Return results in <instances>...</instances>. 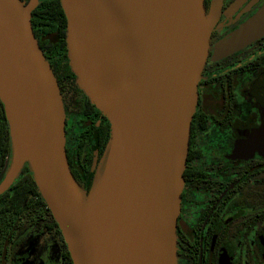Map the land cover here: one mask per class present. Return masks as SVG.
Instances as JSON below:
<instances>
[{
	"label": "water",
	"instance_id": "95a60500",
	"mask_svg": "<svg viewBox=\"0 0 264 264\" xmlns=\"http://www.w3.org/2000/svg\"><path fill=\"white\" fill-rule=\"evenodd\" d=\"M60 1L77 82L110 120L105 161L83 189L67 157L59 83L32 24L40 0H0V78L24 141L19 147L0 97L13 148L0 194L28 161L74 264H176L191 122L216 8L208 15L204 0ZM171 33L174 58L165 43ZM263 35L264 7L223 39L214 57Z\"/></svg>",
	"mask_w": 264,
	"mask_h": 264
},
{
	"label": "flooded vegetation",
	"instance_id": "af4514ba",
	"mask_svg": "<svg viewBox=\"0 0 264 264\" xmlns=\"http://www.w3.org/2000/svg\"><path fill=\"white\" fill-rule=\"evenodd\" d=\"M204 4L208 15L216 8L217 19L191 122L176 264H264V35L214 57L264 0ZM40 46L62 94L70 168L89 190L105 161L110 120L71 77L63 56ZM6 192L0 194V264H74L45 199L32 208L31 195L10 201L15 194Z\"/></svg>",
	"mask_w": 264,
	"mask_h": 264
},
{
	"label": "trees",
	"instance_id": "16d2710c",
	"mask_svg": "<svg viewBox=\"0 0 264 264\" xmlns=\"http://www.w3.org/2000/svg\"><path fill=\"white\" fill-rule=\"evenodd\" d=\"M23 1L27 2L28 0ZM32 24L37 38L39 39L40 36L42 37V40L39 41L40 44L50 49L52 54L55 55V53H58V55H62L67 63V68L71 73V77L77 81V75L72 68V63L68 54V47L66 44L67 18L61 1L40 0L39 5L33 11ZM110 138L111 133L109 132L108 139L110 140ZM12 151L10 125L4 103L0 99V182L4 178V173L12 155ZM11 192L14 193L15 196H13L10 201H21L22 198H19V195L27 194L29 196L31 195L30 200L32 208L36 205L39 206L41 201L45 203L33 171L28 163L24 165L18 178L7 189L6 194Z\"/></svg>",
	"mask_w": 264,
	"mask_h": 264
},
{
	"label": "bare ground",
	"instance_id": "6f19581e",
	"mask_svg": "<svg viewBox=\"0 0 264 264\" xmlns=\"http://www.w3.org/2000/svg\"><path fill=\"white\" fill-rule=\"evenodd\" d=\"M175 42V36L171 33L166 39H165V43L166 45L170 48V51L172 52V57L174 58V54H173V44ZM0 97L3 98L8 106V114L12 120V124H13V130H14V135L16 136V139L19 142V147H21L24 144L23 141V137L21 134V130H20V126L18 123V119H17V115H16V111L14 109L13 106V102L11 99V94H10V89L8 86V82L4 77L0 78ZM98 194V190H94V193H92L91 196H89V199L87 200L86 204L88 206V209L90 211L93 210L94 208V204H95V200Z\"/></svg>",
	"mask_w": 264,
	"mask_h": 264
},
{
	"label": "rangeland",
	"instance_id": "374dc122",
	"mask_svg": "<svg viewBox=\"0 0 264 264\" xmlns=\"http://www.w3.org/2000/svg\"><path fill=\"white\" fill-rule=\"evenodd\" d=\"M28 1H29V0H28ZM28 1H27V2H28ZM27 2H25V3H27ZM12 162H13V151H12V155H11L9 161H8V165H7V167H6V170H5V173H4V177H5V175L7 174V172H8V170H9V168H10ZM26 163H28V161L23 162V164L21 165V168H20V170H19V172H18V174H17L16 179L18 178V176H19V174H20L22 168L24 167V165H25ZM28 164H29V163H28ZM16 179H15V180H16ZM2 180H3V179H2Z\"/></svg>",
	"mask_w": 264,
	"mask_h": 264
}]
</instances>
